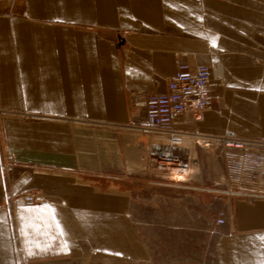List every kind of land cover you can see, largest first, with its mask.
I'll return each instance as SVG.
<instances>
[{"label": "crops", "instance_id": "obj_1", "mask_svg": "<svg viewBox=\"0 0 264 264\" xmlns=\"http://www.w3.org/2000/svg\"><path fill=\"white\" fill-rule=\"evenodd\" d=\"M1 6L15 8L0 11V108L8 112L2 135L16 169L23 168L10 190L49 197L45 215L54 213L66 235L57 232L47 251L35 246L26 227L34 208L16 197L14 210L7 209L0 158V264L264 261V196L237 201L234 221L218 227L203 258L157 261L128 217L129 192L82 179L101 166L131 171L116 133L99 126L130 121L132 92L164 93L179 59L210 67L211 104L201 114L177 115L178 136L264 141V0H0ZM83 138L108 143L102 160L82 155Z\"/></svg>", "mask_w": 264, "mask_h": 264}, {"label": "rangeland", "instance_id": "obj_2", "mask_svg": "<svg viewBox=\"0 0 264 264\" xmlns=\"http://www.w3.org/2000/svg\"><path fill=\"white\" fill-rule=\"evenodd\" d=\"M14 9L0 7L8 15ZM4 116L0 117L1 141H4L1 126ZM128 123L99 127L116 133L113 136L119 156L123 160L127 158L131 171L124 166H101L96 170L88 167L89 174L82 179L103 191L113 187L123 194L129 192L128 217L157 261L203 258L209 253L218 227L234 221L232 208L237 201L255 202L264 196V151H258L260 148L255 146L237 148L215 139L193 136L147 135L146 138L145 134L129 128ZM123 132L133 135L134 141L128 144ZM105 142L101 138H83L82 155L102 160L108 144ZM0 158L12 166L5 184L13 199L21 197V193L42 194L25 189L12 193L10 184L23 168L17 170L4 152ZM220 217L225 218L223 224L217 222ZM79 244L84 254L91 251L86 239L79 240ZM73 264L87 263L75 260Z\"/></svg>", "mask_w": 264, "mask_h": 264}, {"label": "built area", "instance_id": "obj_3", "mask_svg": "<svg viewBox=\"0 0 264 264\" xmlns=\"http://www.w3.org/2000/svg\"><path fill=\"white\" fill-rule=\"evenodd\" d=\"M209 80V66L191 64L185 59L177 60L175 74L168 80L164 93L135 91L130 94L131 119L128 123L129 128L145 135L174 138L175 135H178L173 129L174 119L177 115L187 111L201 114L210 107ZM6 113L0 108V117ZM193 137L211 139L198 134H194ZM215 140L237 148L255 146L260 148L257 149L258 151H264V141H248L231 134ZM1 152L6 153L7 158L14 162L13 155L9 153V148L0 140ZM11 169V164L9 165L4 159H1L4 180L8 178ZM21 198L24 206L28 208L48 206L49 204L48 198L40 193H21ZM13 200V195L5 187L7 209L15 208ZM224 221L225 218L220 217L217 222L223 224Z\"/></svg>", "mask_w": 264, "mask_h": 264}, {"label": "snow or ice", "instance_id": "obj_4", "mask_svg": "<svg viewBox=\"0 0 264 264\" xmlns=\"http://www.w3.org/2000/svg\"><path fill=\"white\" fill-rule=\"evenodd\" d=\"M213 45L215 46V41L213 40ZM52 206H40L34 209H28L29 213L34 215L30 216L26 227L31 229L32 235L35 239V246L39 248L41 251H47L50 245L48 244L49 240L55 241L59 238V236H64L66 233L64 232L62 225L56 220L55 214L53 213L50 217L46 216L48 209ZM25 218L21 216V220ZM23 231V229H22ZM59 233V236L57 235ZM260 239L264 240V237H260ZM64 246H67V242L65 241ZM264 264V261L261 262Z\"/></svg>", "mask_w": 264, "mask_h": 264}, {"label": "bare ground", "instance_id": "obj_5", "mask_svg": "<svg viewBox=\"0 0 264 264\" xmlns=\"http://www.w3.org/2000/svg\"><path fill=\"white\" fill-rule=\"evenodd\" d=\"M175 136H178V135H175ZM178 137H180V136H178Z\"/></svg>", "mask_w": 264, "mask_h": 264}]
</instances>
